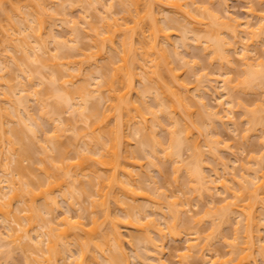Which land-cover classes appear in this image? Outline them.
<instances>
[{"label":"bare ground","instance_id":"bare-ground-1","mask_svg":"<svg viewBox=\"0 0 264 264\" xmlns=\"http://www.w3.org/2000/svg\"><path fill=\"white\" fill-rule=\"evenodd\" d=\"M5 1L7 3L9 2L7 0H0V10L2 8V3L4 4ZM43 1L44 0H42L41 2H43ZM47 1H49V3H52V8H51V10H49V14L47 13L48 12L47 11V6L45 5L46 6L45 7L43 5V4H46V3H41L42 4V7H40V8L39 7L36 8L37 4L34 5L35 8L38 10V11L36 10L37 12H33V14L32 13H29V15L32 14L34 16L35 15L34 13H36V15H37V16L36 15L34 16L37 20H35V18L33 19V17H32V20H35L33 23H31L32 21H29V19H28L27 22L24 19H23V21H21L22 17H21V19L20 18L19 19H16V21H18V23L23 26V28H24V30H23L24 32L23 33L26 35V36H24V38L22 36L21 41H19V40L16 41V42L19 43V44L16 43V44H18V46H22L23 47V48L22 47H19L18 48V49H21V51L23 50L22 51L23 52V55L20 57L21 60L18 59V60H20V63H19L20 64L19 65L20 67H22V65H24V66L26 65V62H25L26 60L29 63L31 62V64L36 63V62H33L32 63V60L31 59H33L34 56H32L33 58H30L31 55L29 54L30 53L29 50L35 49V48H40V45H41V47L45 46L46 44L45 45H42V44H44V43L47 42V40L44 39V37L46 36L45 34H48L49 37H50V35H53V38H51L50 40L57 38L54 35V33L51 34V31L53 30L54 26H52V25L50 26L49 23L52 24L53 21L51 20L52 21L51 22V21H49V19H51V18H53V20L54 19H57L56 16L59 17V15H55V13H53V11H52L53 5L55 4V3L53 4V2H55V1L54 0H47ZM62 1H64V0H62ZM67 1H69V0H67ZM75 1H78V0H75ZM75 1H69V3L72 4ZM94 1L95 2H98V4L100 2L102 3V1H99V0H92L91 3H94ZM107 1H110V2H107ZM107 1H106L107 4H105V6H104L105 7V11L106 10H109L111 12V9L106 7V5H108V4H109V7H111L112 9H113L115 3H117L118 5L121 6V9L122 10L119 9V11L122 12L123 14L122 13H119V15L120 14L122 15L121 18H120V19H122V21L117 20L118 18H116V19L113 18L115 20L112 23H111L112 20L111 21L109 20L110 21L109 24L106 21V23L108 24V26H105L106 23L103 24L104 23L103 22L102 24L105 26V28H104L105 30H103V31H101L100 28H98L96 30V28L94 26H97V25L91 24V26H93L92 28L95 29V31H92L93 34L91 33L92 35L91 34H90L91 36L89 35L90 36L89 38L92 39V43L90 42L91 40H89L90 43L88 42L89 43L88 45L83 44L84 47L83 46H82L83 48L80 47L81 49L80 48L79 49L77 48V44L78 43H76V41L79 42V40H77V39H79L78 36L75 39H69L68 40V41H71L72 40L73 43H75V44H73L72 41H71V43L73 45L72 44L66 45L65 43L68 42V41L64 42L65 40H62L61 41L62 44L59 41V44H60L59 46H61L59 48L61 50H63V48H65V47H67V48L68 47H71V48H68L70 51L67 50L68 52H65V54H62V56H60L58 54H57V56H53L52 55L51 58L54 57V58L57 59V61L60 60L58 58H62V57L65 58L64 60H60L59 62H57V63L55 62L54 64H60V62H62L61 65L63 64L62 66H65V67H64V69H61V67H60L61 65H58L60 67V69H57L59 71L56 70V72H57L56 75H58L57 77L59 79L62 78V79H60L61 81L64 80L65 78L66 79L61 83L62 88L60 87V90H58V88H55V87L52 86L53 89H55V91H56V92L54 91V95L50 94V91L51 90L48 89L47 85H45L43 83L47 87V89H48V90L45 89V91H48L49 92L48 93L49 95H47L45 97V98H48V99H45V101L46 100H49V98H52L54 96V100H52V101H54V103L52 102L53 105H51L52 103L51 104L45 103V101L43 99L41 101L43 102V105L44 104H47L45 106L51 107L48 112L53 113L55 111V113L58 115L56 117L55 116L56 114L53 113V114H55V115H53V116H55L53 119L56 120V123L55 124H57V125H54L55 130L57 129L59 131H65V132H66V130L68 131V129L69 130H73V132H75L73 134L74 138L72 137L70 139H67L69 141H65L64 142L63 140H61L63 138L60 139L59 134H58V131H57V134H54V135H57L56 138H49V134H46V136H40V138H42V139H40L39 136H38V139H40V141H43V142H44V140L47 141L46 138L51 139L50 142L48 141L49 144L48 143L47 144L46 143H44V144L38 143L40 141L37 142L38 143L37 145L41 144V145H39V147H41V150L42 151L44 149H45V151H48V152L43 153V156L41 158H39L40 160H38V161H41L42 163H45V162H48V161L51 162V163L48 162V164L45 163L46 165H44L43 167L40 164V162L38 163L42 167V168H40V167L38 168L41 171V172L39 171L40 172L39 173L40 176L37 175V177H38L37 180L38 181L35 180L34 182H27L28 180L27 181L24 180L26 178L23 177V176H25L23 173H22L23 176L21 175L23 177V179H22L21 176H20V178L17 177L18 180L17 179L15 180V179H13L11 177L12 178V181H11L10 178H8V180H7V178H5L4 179V182H6V180L8 181V182H6V185L3 183V179H0V219H7V220L10 219L11 220V215H13V217H14L13 219L14 220L13 221L11 220V221L12 222H15V223L17 222L16 224H18V226H19V227L18 226H14V227L8 226L9 231L7 233L8 235L7 234L6 235L11 238L9 241H11V243L13 245H16L17 247L18 246H20V247H22V246L24 247L25 246V249H23L25 251L27 249L26 247H30V249L32 251H31V253H29V252L28 253L31 254V255L33 254L32 255V258H34L33 261L35 260V262L37 264L38 263L39 264H62V263H60L61 261H59V260H61L63 256L65 257L66 254H69V255H71V256L74 257V254L72 255V253H71V246H75V244H78L80 246V252L79 253H80L81 256H80V258H74L76 261L73 260L72 261V262H74L73 264H89V263L92 264L91 261L99 262L98 260H100V257L101 256H102L101 258L104 259V260L102 259V261H105L106 264H116V262H119V261L121 262V264H129L130 261L128 259H131V257L128 258L127 249L125 248V244H124L125 243V240H126L125 237H124L125 234L123 233V228H120L119 225H118L122 221L123 222L121 224H123L124 221L125 222L127 221L126 224L123 225V226L135 227L137 229L136 230V231H138L137 233H135L134 231H132V232H134L131 235L132 241H134V240L136 241L137 240V241H141L142 242V240H144L145 241L144 243H146L145 248L147 247V251H146V253L144 252L146 254L145 259H143L142 257L138 256L139 258H142L143 259V261H141L142 263L145 264L144 260L145 261H148L149 258L152 259V257L153 256L155 257L157 255V253H160V251H161V253L164 252L163 251L164 250L163 249V246L165 245L164 243H166L165 240L167 239L166 238V233L164 232V228L166 226H164V227L161 226V223H162L161 222V219L163 220L165 217H168L165 214H169V213H166V212L164 213L163 207L160 204L162 202V200H159V199L155 198L156 200H158V201H156L154 198H152L153 195L151 197H149V195L152 193V192L150 193V191L152 189V187H151V183L152 182L150 184L148 182L145 183L146 184L145 185L146 188L144 189V191L147 192V190L150 188V191H148V193H150V194H145V192H144V194H140V193H143V191L142 192H138V191H141L140 188L143 189V186H140V185H142L141 183L145 181V179L143 177H146L147 180H150L147 177V174L150 175V173H148L146 171L145 173H147V174L145 176V175H143L144 172L143 171L141 172V170H142L141 167L143 166V160L142 159H143V157L146 154H150L153 157V159H157L158 158L157 157L158 156V152L156 150H152L150 152H145V148H144L145 145H144V143H140V145L137 146L136 149H131V147H129V144L131 143V141H130L131 140L130 139L131 136H132V138H136V136H133V135L138 134L139 132H141L143 128H152V127L157 126L158 124H160V122H157L156 123V119H155V117H154L153 114L151 115V117H148L147 114L144 112V107L143 106L146 105L145 101L143 99H139L140 96L139 97H136V95H135V94H139L137 92L138 89L136 87V81L139 80V82L140 81H143L144 82V83L142 82L144 84V87H143V90L144 91H142L143 93H141V94H143V95H145V94L149 95L148 93L153 94L152 93V91H153L155 93V95H156L155 96L156 98H157V96H159L161 98L160 101H159L160 102L159 103L160 104L159 107H160V110L162 112H165V113H168V114H172L171 117L174 116V115H176L175 116L176 119L174 118V120H172L173 129L170 131V134H171L170 135L171 136L170 138L171 139H170L169 147L168 148H164V147L161 148V149H163V152H164L165 156L167 157V159H168V157L169 158H172L173 156H180L181 155L180 154L181 153V150H178V149L183 144V140L182 139H179L177 137V135H176L177 128H178V126L180 124L183 123V125L185 127L184 129L187 130V138L189 137V134L192 133V131H195L196 128L198 129V132H199V130H202L203 129V128L201 129V127H202L201 121H204V119L200 120L202 117L197 118L196 117L197 114L194 117V111L195 110H193V107L196 106V103L195 102H198L199 104H200V102H202V105L203 106L202 105H199L201 108L202 107H206L207 104L205 103V101H203L204 98L201 97L203 100L201 98H199V96L201 94H197V98H199L201 100L200 101H194L195 95L193 94L194 92L192 93V91H198V90H195L196 88H199L200 89L201 87H196L197 85L195 84V86L193 88H195V87L196 88L195 89L191 88L189 86V83L191 81L188 82V78H187L188 76L185 75L186 76V79H183V78H185L184 74H183L184 77L181 76V74H180L181 71L180 72H177L178 69L176 70V68L173 66V62H175V63H179V62L178 61H174V59L172 61L171 58H170V57H172V55H171L172 53H173V57H176L174 54H178L179 52L173 51L174 49L171 48L172 47L171 46L172 45V42L170 40V38H171L170 36L173 35L172 34L173 32L170 31V29H171L169 27L170 24L168 26L167 23H168V20L172 21L174 19L173 20L174 21L173 24H175V22H177L179 24V21L180 20H178L176 18V17L179 18V15L178 16L175 15V17H172V18H170L167 15V17H169V19L166 17L168 20L164 19V24H163V21H162V23H159L160 22L159 21L160 20L159 19L160 17L157 16L161 11L160 12H155V10L151 7V6H153V3L151 4L150 2H156V1L148 0V4H150V5H145V6H144V4L147 1L141 2L140 0H114L115 3H113L112 0H107ZM195 1L194 0H187V1H185V3H186L187 6H189V5L192 6V5H194L196 3ZM32 2L33 1H31V3ZM59 2H61V1H59ZM64 2H66V1H64ZM31 3H29V4H31ZM49 3L47 2L48 6H49ZM104 3H105V1H104ZM104 3H102V4H104ZM166 3H164L165 4L164 6H166ZM168 3H170V2H168ZM211 3H213V1ZM62 4H63V2H62ZM160 4L163 5V2L160 3ZM173 4L175 5V8H176V9H173V10H176V12L175 11H173V12L181 14L182 16H184L183 18H185V20H186L185 21L182 17H180L181 19H183L185 21V23L183 22L184 23V27H188L189 26L188 24H192V23H194V21L195 22H198V23H204V24H201V25L202 26H206V27L205 28L202 27L200 29H202V31L205 32L204 33L205 34V37H202V38H205V39H203V40H201L202 38L199 39V36L196 34L195 41L196 40L197 41L199 40L198 43L200 41H203L204 43L203 42H201V43H203V45L204 44L205 45L202 46V48H204L206 50L211 48L210 50L212 51V54L211 55L214 57L213 59L220 58L223 61H226L227 64H228L229 61H232L230 59V57H229L230 54H228L227 52L225 54L223 52L224 50L221 49L220 44L222 42H223V45H226L227 44V46H229V47H226V46L225 47H226V50H228V49H230V47L231 48L232 47L235 48L238 40L237 41L234 40V42H231V41H233L232 39H229L230 41H228V40L225 39L226 41H223L222 37L224 35L222 37L220 36V32L222 31V28L220 27V31H219V29H217L215 27L216 26V23H218V21L220 19V18H218L217 14L215 13L216 12L215 10L214 11H211L210 10L211 7L208 6L210 9H208L207 7H205L206 9H204V8L203 9L206 10L205 12H207L206 16L208 15L206 18H204V19L203 18H195L194 21H192L191 19H189V22L190 23H187L188 22V20H187L188 19V16L191 15L190 10H189L190 8H187V6L186 7L185 6L182 7L183 4H181V2H179V1H175V2H173ZM9 5L7 4L6 7L9 6ZM77 5H78V3H77ZM93 5H95V4H92L91 6H93ZM156 5H158V3ZM3 6H4L3 7V9H4L3 11L4 12H7L8 10H6V9H8V8L5 7V4ZM50 6H51V4H50ZM74 6H76V5H74ZM101 6L103 7V5H101ZM170 6H173V5H171V3H170ZM30 8H32V7H30ZM41 8H42V10H41ZM165 8L166 7H163V9H165ZM199 8H200V6H199ZM45 9H46V14H43L42 12L45 11ZM168 9H170V8H168ZM213 9H216V8H213ZM159 10H161V9H159ZM207 10H209L210 12H208ZM4 12L3 13L0 12V13H2L4 15L5 14ZM57 12L60 14L59 10L56 11V13ZM106 13H109V12H106ZM156 13H158V14H156ZM170 13L172 14V12H170ZM208 13H210V15ZM2 14H0V15H2ZM20 14H23V13H20ZM20 14H18V15H20ZM64 14L65 15H63V16H66V12ZM99 14H101V13L99 12ZM113 14H114V12H113ZM160 14H162V12ZM165 14H166V12H164V16H165ZM203 14H204V12H203ZM228 14H227V16H228ZM6 15H8V16H5V17H9L10 16L9 13H6ZM44 15L45 16L48 15L47 17H49V18L47 19V17H45ZM193 15H195V14H193ZM258 15H260L261 19H264V16H262L261 14H258ZM107 16L110 18L111 17V14H107ZM99 17H101V16H99ZM209 17L210 18L212 17L210 19L211 21H205L206 19H209ZM101 18H103V17H101ZM105 18H103V19L105 20ZM25 19H26V16H25ZM63 19L66 20L68 23H70L72 21V20L69 19V17H63ZM63 19H61L62 22H64ZM176 19L178 21H176ZM8 20H10V19H8ZM85 21L86 22H89L87 20H85ZM165 21L167 23H165ZM54 22H55V20H54ZM54 22H53V24H56ZM72 22L75 23V24H73L74 25L72 27V30L73 31L71 33H74V35L76 37V35L79 34L77 32H79L80 31L79 29H81V27H80L81 23L79 22L80 25H78L77 24L78 23L77 20L76 21L73 20ZM86 22H84V23L87 24ZM226 22H229V20H226ZM234 22H236V21L234 20ZM8 23H9V25L11 24L10 21ZM180 23H182V22H180ZM186 23H187V25H185ZM233 23H232V25H233ZM237 23L240 24V25H237V27L239 28V26H241V23H239V22H237ZM237 23H235V24H237ZM14 24L15 23H13V25H10V26H14ZM161 24H163V25H161ZM21 25H20V27H21ZM226 25L227 24H225L224 26H226ZM179 26H180V24H179ZM228 26L230 27L229 24H228ZM190 27L192 29V26H190ZM229 27H227L226 29L228 31L231 30L232 33L234 34V37L235 38L236 37H239V35L243 31V30L241 31L240 28L239 29L238 28H235L234 29V25L231 27L232 29H229ZM11 28L12 27H10V29ZM23 28L18 29V30H21L20 31L21 33L20 34H22V29ZM48 28H50L51 31H48L49 30ZM84 28H86V27H84ZM173 28H175V27H173ZM188 28H186V29H188ZM263 28H264V26H263ZM10 29H7L6 28L5 30L9 31ZM186 29H184V30H186ZM191 29H188V30H191ZM12 30H15L16 31V28L13 27ZM181 30H182V28H181ZM54 31H55V29H54ZM172 31H175V30L172 29ZM10 32H12V31H9L8 32L9 33V38H12L11 39L12 41L13 40H16L17 39L16 36L14 34H13V37L10 36L12 34ZM33 32H35L36 35H34ZM126 32L127 33H130L131 32L129 34L130 37L129 36L126 37V35H125ZM223 32H222V34H223ZM8 33H6V34L4 33V34L5 35H8ZM80 33H81V31H80ZM117 33H121V37H123L119 41H118L119 36H117L118 35ZM186 33H188V32L185 31V34ZM182 34L184 36V38H181L182 41H184V42L185 41H188L187 40L188 38H186V37L189 36V35H186V37H185V34L184 33H182ZM193 34L195 35V33H193ZM134 35L135 36L136 35H139L140 36L139 39H138L139 41L137 39H135V36ZM229 35H231V33ZM255 35L258 36V32H255V34L253 33L252 34V37H254ZM49 37H45V38L48 39ZM80 37H88V36L87 35H84V36H80ZM5 38H7V36L3 38V44L5 42L4 40H6V41L9 40V39L7 40ZM27 38H30L31 40L36 38L34 40L36 42H32L31 41L32 43H30V41H29L30 39H27ZM70 38H73V35ZM224 38H226V37H224ZM231 38H233V36ZM59 39H61V38H59ZM59 39H57V41ZM86 39H88V38H86ZM136 40L138 42H136ZM12 41H10V42H12ZM191 41H193V40L191 39ZM52 42L53 41H51V43ZM85 42H87V41H85ZM179 42H181V41H179ZM224 42H225V44H224ZM8 43L9 42H7V44ZM33 43H35V44H33ZM13 44H15V41L12 42V47H11L12 49L14 48V46H16V44L15 45H13ZM30 44H31V46L34 45V47L33 46L31 47ZM56 44H58V42H56ZM63 44H65V45H63ZM80 44H82V43L80 42ZM184 44L186 45V42ZM198 45H200V44H198ZM6 46H8V45H6ZM29 46H30V49L27 50L29 48ZM186 46H188V45H186ZM8 48H10V47H8ZM74 48L75 49L77 48V51H78V52H75V53L73 52L74 54L77 53L76 55H73L71 53V49L74 50ZM175 48L177 50L178 47L175 46ZM222 48H224V47H222ZM18 49L16 48L14 50H16V52L18 53V51H17ZM42 49L44 50V48H42ZM55 49H56V47H55ZM60 49H59V51H61ZM57 50H58V48H57ZM230 50H232V49H230ZM11 51H13V50H10V52ZM59 51H58V53H59ZM43 52H45V51H43ZM113 52H116L114 54L116 58L119 56V58L116 59V58H114V55H111L113 57V58L111 57V59H113V60H119V61H117L119 63V64L118 63L116 64L117 66L116 65L115 66L113 65V64L116 63L115 61H114L115 62L114 63L112 60H107V58H109V57H107L108 56L107 53L113 54ZM170 52H172V53H170ZM38 53L39 52H36L35 54L38 55ZM56 53H57V51H56ZM66 53H69V54H66ZM7 54H9V56H11L10 58H12L14 61H16L15 58L17 57V55H15V57H13L14 56L13 53L7 52ZM10 54H12V55H10ZM116 54H117V56H116ZM178 55H180V54H178ZM212 56H210V57H212ZM245 56H246V53H245ZM0 57H1V55H0ZM51 58L49 56V58H48L49 59V62H50V59ZM100 58H102L104 60L106 59V62L103 61V64L105 65V67L102 64L101 65L102 68H106L107 67L106 65H109L106 68V70H111V71H110V74H109V72H107V75L104 76V78L103 77L102 78H99L98 77L99 78L98 79L97 77H95V78H97L96 79L97 82L95 83V87H93L92 85L94 83L90 82L87 77H83V75L85 74V72H83V71H85L84 69H85L86 65L87 66H91L93 64L98 65V60ZM22 59H24V60L26 59V60L23 61ZM102 59H100V60H102ZM1 60L3 61L4 60V57ZM13 60L11 62H13ZM182 60L183 59L181 58V61ZM35 61H37V60H35ZM211 61H213V60H211ZM244 62L247 64V66L252 65L247 60L244 61ZM261 62H263V61L258 62V63H260V65L258 64V65H256V67L259 66V68L257 70L262 73L261 74L259 72L261 74V77H262V76H264V72H263L264 71L263 70L264 69V66H263V69H262L261 68V66H262L261 64H263L264 62L263 63H261ZM0 63H1V61H0ZM52 63L53 62L51 61V64ZM100 63H102V61ZM186 63L188 64V62H186ZM5 64L6 63L4 62V65ZM31 64H28L25 68H23L24 67L23 66L20 71L23 72L24 75H27V74L29 75L32 72L35 73V71L33 69L31 70V68L28 67ZM184 64L185 63H183L181 66H183ZM187 64H185V65H187ZM111 65H113V66H111ZM31 66H33V65H31ZM110 66H111V68H109ZM181 66H179V67H181ZM5 67H7V66H3V64H0V68H1L2 71H3V69L5 71H7L5 69ZM59 67H57V68H59ZM65 68H67L68 70L70 69L69 72L66 71ZM102 68H98V69L100 70ZM24 69H28L30 72L28 70H24ZM86 69H87V67H86ZM251 69H247V77H246V80L245 81L248 82V83L249 82H252L251 81V77L254 76V74L258 72V71H256V69H254L253 72H252ZM259 69H261V70H259ZM62 70H65V72H62ZM99 70H98V72H99ZM27 72H29V73H27ZM36 72H38V71H36ZM59 72H62V73L59 74ZM66 72H68L67 75H65ZM165 72L168 73V76L166 75L167 73H165ZM186 72H188V71H186ZM25 73H27V74H25ZM163 73H165L164 75H166L168 77V79L166 78V76L163 75ZM259 73H257V74L259 75ZM38 74H39V76L42 75V73L40 74V72H38ZM53 74H55V72H53L52 75ZM61 74H63L62 75L63 77L60 76ZM91 74H89V72H88L89 78H91L90 77ZM52 75H50V76L53 77ZM56 75H55V77H56ZM258 75H256L255 78L252 79L253 82H254V79L256 81V79L259 78ZM34 76L37 77L38 75L35 74ZM34 76H32V78H34ZM67 76L69 78H67ZM55 77L52 78V79H55ZM80 77H82V78H80ZM181 77H183V78H181ZM43 78H44V76H43ZM2 79H4V78H2ZM74 79H76V81H74ZM78 79L79 80L81 79L80 80L81 82L79 83V85L77 84L78 83V81H77ZM208 79H210V78L208 77ZM29 80H30V78H29ZM55 80L58 81L57 78ZM1 81L4 83L3 80H1ZM40 81L43 82L42 79ZM229 81L230 80L224 78L222 82H224L223 88L227 89V87L229 86L228 87V90H230L229 92L231 93V91H233L232 89H234L235 87H237L238 84H236V86H234V88H233L230 85ZM8 82H5V83H7V85H4V86L7 87V90H8V87L10 88V86H11V85H9L11 82L9 84H8ZM48 82H51V81H48ZM48 82H45V83H48ZM53 82H55V81H53ZM58 82H56V83H58ZM59 84H60V82H59ZM68 84H72L73 86L72 85L69 86ZM75 84H77V85L74 86ZM24 86L21 87L22 90L20 88H17L16 89V86H12V87H14L13 89H16V90L20 89V91H21V93H20L21 95L20 96H19V94H17V97L19 99L16 97L15 98L16 100H13V98H12L13 96L12 95H10V96L7 95L8 93H12L13 94L14 91L12 89H11V91H8L7 93H5V91H6L5 89L1 90L4 93V95H3L4 96V99H6V101H8V103H9V101L12 102V104L8 105L9 107L11 106V108H12L10 110L11 111L12 110H17V113L20 110V112L18 113L19 115H16L17 113L16 114H7V113H9V109L0 108V112H1V114H0V129L2 128V131H3L4 127H6V126H4L6 124V123H4V121L7 119V117H6L7 115L9 117H10V115L11 116L16 115V116H13L12 118L13 119H15V118L18 119V117L21 118V119H18V122L20 120H22L24 123L21 122V124L20 123L19 124L20 125H24L25 124L24 127L25 128H28L27 129L28 130V133H30V134H31V132L34 133L35 136H36V140H38L37 139V135L40 134L38 131H41V128H42V126L40 125L41 122H36L35 119H34V117H33V115H32V112H30L29 106H28L29 100L27 101V103L25 102V96H29V95H24L26 93V90H27V88H25ZM63 90H65V91H63ZM203 90H205V89H202V91ZM22 91H23V93H22ZM30 91H34V90H30ZM39 92H38V90L36 92L34 91V94H36V93L39 94ZM44 93H46V92H44ZM59 93H61V94H59ZM27 94H28V92H27ZM30 94H31L32 97H34L33 96V93H30ZM44 95H46V94H44ZM97 95H98V97H96L95 100H97V99L98 100L97 101L94 100V102H92V99L91 98H93L94 96H97ZM231 95H232V93H231ZM40 96H41V94H40ZM152 96H154V94ZM232 96H234V95H232ZM41 97L39 98V96H37V99L36 100L41 99ZM156 98H154V99H156ZM228 98L230 99V97H228ZM2 100H3V98H2ZM232 101H233V104H234V100L233 99H232ZM39 103H41V102H39ZM193 103H195V104H193ZM219 103H221L222 104V107L225 108L224 104H226V103L227 104H231V99L230 100L227 99L225 102H224L223 99H220ZM240 103H238V104H240ZM2 105L3 104H0V106H2ZM41 106H42V104L40 105V107ZM52 106H54V108H52ZM232 106H234V105H232ZM232 106L227 107V109H224V108L222 109L221 108V110H219L220 112L222 110H225L226 112L224 114H226L227 111H228V115L226 114V115L221 116V113L219 114V111L218 110L211 111L212 109L209 110V108H206V111H207L206 113L208 114V111H211L212 114H213L212 116H215L214 117V120H215V118H218L219 121H220V120H223V117L229 116V113H231V111H233L232 110L233 108H231ZM208 107H209V105H208ZM14 108H16V109H14ZM20 108L23 110L22 112L24 113V115L26 114V117L25 118L28 121L27 120H24V116H22V113H21V109ZM43 108H45V109H43ZM43 108H42V114H44L43 111L46 110L47 107H43ZM260 108H261V106H260ZM51 109H53L54 111L52 110L53 111L52 112ZM203 109L204 108H202L201 110H203ZM259 109H257L256 112H264V111H261ZM1 110H3L4 112L1 111ZM66 110H69L68 111L69 113L71 111L70 114H72V116L71 117L70 116H66L68 118H64L65 117V115H64V117L62 118L61 113H63L64 111H65L64 113H68ZM151 110H152V108H151ZM198 110L200 111V109H198ZM198 110H196V111L198 112ZM262 110H264V108ZM5 111H8V112L6 114H4ZM196 111H195V113H196ZM202 112H204V111H202ZM245 112H247V111H245ZM12 113H15V112L12 111ZM206 113H203V115H206ZM198 114H199V112H198ZM200 114H202V113H200ZM251 114H257V113H251ZM259 114L262 115V113H259ZM4 115H6L5 116L6 118L4 117ZM49 115H50V113H49ZM261 115H260V117H261ZM48 116H45V117H48ZM200 116H202V115H200ZM253 116L255 117V115H253ZM4 118H5V120H4ZM49 118H52V116L49 117ZM13 119H11V120H13ZM64 119H66V121ZM252 119H255V118L252 117ZM252 119L249 118V120H252ZM258 119L259 118H256L255 121H257ZM79 120L82 121L79 124H83L84 123V125H79L78 124ZM262 120H264V118ZM262 120H259L260 123L262 122ZM14 121H16V120H14ZM59 121H61V122H59ZM259 121H257V122H259ZM6 122L8 123L7 120H6ZM65 122H66V124H65L66 127L65 126L63 127V124ZM254 123L255 122L249 123L250 124L249 126H251V124L253 125ZM260 123H258V124H260ZM14 124H16V123L14 122ZM255 125L257 126V123H255ZM68 126H70V127H68ZM262 126H264V125H262ZM71 127H72V129H71ZM203 127H204V129H206V127H208V126L205 127V125H203ZM25 128H24V130H25ZM130 128H131V133H129L130 132L129 131ZM246 128H249V127H246ZM253 128H254V125H253ZM21 129H23V128H21ZM126 129H128L129 132L126 131ZM155 129H157V128H155ZM250 129H252V128L250 127ZM6 130L9 131V129H7V128H6ZM10 130H15V129H10ZM74 130H76V131H74ZM18 131L20 132V130H18ZM44 132H42V133H44ZM52 132L53 131H51V133ZM71 132L72 131H70L69 133H71ZM4 133H6V132H4ZM21 133H24V132H21ZM21 133H18V135H20ZM69 133H68V135H69ZM194 134L197 135L196 133H194ZM65 135L66 134L64 133V135H62V136H65ZM198 135H200V132H199ZM208 135H207V138H208ZM7 136L8 135H6V138H7ZM18 138H19V136H18ZM24 138H26V142H28L27 135H25ZM24 138H23V134H22V138H19V139H23L24 142L23 141H19V144H20V145L18 144L19 146H17L16 143L12 139H9L8 147H7L8 148V151H6V152L4 151L2 155L0 154V159H3L4 160V158H1L3 155H5L4 153L9 154V155H5V159L8 158L7 156H9V157H11V160L9 159L11 161V163H13V161H14V163L12 165L5 163V167L6 166L9 167V168H12L13 167V168H15L16 171L14 169H12L15 172L9 173L12 170L11 169L9 170V168L6 167L9 171L8 170H5V169H2V173L5 170L6 172H8L7 175H11V174L16 173V172H17V174H20L21 171H22V169L23 170L24 169L26 170V168L24 167V162H23L24 157H19V152H18L20 150H22V151L24 150V152H21V151L20 152L22 154H24V153L26 154V152L28 153L29 150L31 151V149L28 148V146H30V145H27V144L25 145V147L28 148V151H27V149L25 147H23L24 145L21 146L22 145L21 142L23 144L26 143L25 140H24ZM66 138H69V136H66ZM80 138H82V139H80ZM137 138H138V136H137ZM153 138H154V135H153ZM19 139H17V140H19ZM55 139H57V140H55ZM188 139H193V138H188ZM209 139L210 138H208V140ZM14 140H16V139H14ZM53 140H55V141H53ZM195 140L198 141L197 136H196V139ZM79 141H80V143L85 144V146H82V144H79ZM0 142H2V141H0ZM52 142H53V144L55 143V145L52 148H50V149H53L54 150V153L51 155L50 153H52L53 150L51 151L48 148L51 147L50 145L52 144ZM156 142H158V140ZM192 142L193 143H190V144H193L192 146L197 150L199 148V142H194V141H192ZM210 142H211V140H210ZM217 142L219 143L220 141H216L215 143H217ZM208 144L210 145V143H208ZM72 145H73V147H72ZM79 145L83 149L85 147V151H86V152H84L85 155H87L86 153H89L90 154V156H88L89 155L88 154L86 158H87V161L89 160L88 162H90L91 164H84V165L83 164H77V163H79L78 162L79 160L78 159H77L78 161L75 160L76 158H74L75 156L73 157V155L75 154L76 157L79 158L78 157V154H79L78 152H80V154H81L82 153L81 151H83V150H81V151L79 150V149H81L79 147ZM209 145H207V146H208V148L211 149V147H209ZM45 146H48V147H45ZM211 146H214L215 147V145H211ZM19 147H22V148L18 150ZM219 147L220 146H216L217 149L216 148H213V150L215 151V149H216L217 151H219L218 150ZM190 148H192V147H190ZM190 148H189V150H190ZM25 149H26V151H25ZM30 151H29V153H30ZM70 151H72L71 153H74L76 151H78V152L74 153L73 155L70 153L72 155L71 156V155H69V152ZM197 151H199V150H197ZM214 151H212V152H214ZM16 152H18V153H16ZM192 152H194V149H193ZM46 153H48L47 156H49L51 159L49 158V160H47V161L44 162L45 159H42V158H45L46 157ZM194 153H196V152H194ZM17 154H18V156H17ZM22 154H20V155H22ZM54 154H57V156H55ZM197 154L202 155V154H200V151ZM197 154H194V155H197ZM15 155L17 157H19V158H15L14 157ZM82 155H83V153H82ZM96 155H97V157H95ZM199 155H198V158L200 157ZM165 156H164V158H165ZM219 156L220 155H217V158H218L217 159V158H215V155L212 154V157L215 158L214 160H216V159L219 160L220 159ZM89 157H90L91 160L88 159ZM193 157H195V156H193ZM202 157H203V155H202ZM20 158H23L22 161H21ZM68 158H70L71 160L70 159L67 160ZM82 158H85V157H82ZM198 158L197 157L194 158L195 160H197L195 162V164L198 161L201 162L203 160L201 158L200 159H198ZM74 160L77 161V162H70V161H74ZM0 161H1L0 162V164H1L2 163V160H0ZM7 161H3V163L4 162H7ZM64 161H66L65 163L70 162L71 164L68 163L67 166H66V164L64 163V165H63V162ZM82 161H84V160H82ZM92 161L94 163H92ZM22 162H23V164H22ZM29 162H31V161H29ZM35 162H37V159H36ZM35 162H33V163H35ZM60 162H62V164ZM200 162H199V164H201ZM204 162H205V160H204ZM84 163H86V161ZM183 163H184V161H183ZM216 163H217V165L220 164V162H216ZM263 164H264V162H263ZM1 165H0V170L2 168ZM8 165H11L12 167L11 166H8ZM39 165H36V163H35L34 166L36 167V166H39ZM69 165H70V167H69ZM74 165L75 166H79L80 165L81 167L80 168H76V167H74ZM190 166H192V165H190ZM194 166L191 167V169H195V170H186V171H189V173H191V175H193V177L191 175H189V176L192 177V179H194V177L198 176L196 178H198L199 179V182L201 181L202 185L205 186L206 184H203V182L204 183L206 182V175L202 172L201 165H197L198 166V167L196 166L197 168H195ZM138 167H139V169H137ZM258 167H260V166H258ZM262 168H263V166H262ZM213 169H214V174L216 175L217 178L214 179V181H211V178L209 176V177H207V179L210 178V181L212 183L213 182H215V183L217 182L218 183V182H220L219 180L221 179V174H220V171L219 170H221V169L224 170V166L218 165L217 167H215ZM250 169L247 168L245 170H250ZM258 171L259 170H256V167H254V169L251 171L252 173H254V175H253L254 177H251V175H250L251 173L249 172V174H248V171H246L247 173H245V172L244 173H241V178L242 179L241 180H238V182L237 181H234V182H236L234 184H236V185L239 186V189H238L239 191L238 192H235L233 194V198L231 197L232 199H237V198L240 199L241 198L239 201H238V199L236 200V202L238 201V202H241V203L238 204V202L236 203L235 201H233V202L230 203L228 201L227 202L228 203V207L226 206V204H225V206L227 207V209L229 208L230 211L225 212L223 210L224 213H221L220 214V215H222V214L224 215L225 214L224 215V216H226L225 217L226 218L225 220H227V218L229 220V217H228L229 214L228 213H231V212H234V211L240 212V215L239 216H241V217L244 216V218H245L244 222L242 223V220H240L239 223H241V224L238 223V225H242V226H239V227H243V230L245 231V233H244L245 235L243 234L244 235L243 237H245V239H244L245 240V244L243 243L244 245L240 246L242 243L241 242H238L236 240L237 237H238L237 236L238 235V231H237V234H235L236 235L235 240L237 242L234 240V242H235L234 245L237 244L235 246V248L236 247H238V248L237 249L232 248L234 250H231V253H229V254H231L233 256L230 255L228 259L225 258L224 260H220V259H218V257L220 255H218V257H216L217 255L214 254V256H212L209 259H206L205 260V264H255V261H257V259H255V258H257L259 254H257V255L255 254V253H257L256 252V249L258 250V253H259L260 252L259 250L262 247L261 248H256V247H258L257 245L259 244V242L257 243V240H255V239H259L260 240V238H256V237H261L259 235V233H258L259 231H261L259 229H260V225H262L261 224L262 222H260L261 216L259 215V213L264 211V210L263 211L262 210L260 211V209H263L264 208V173L262 172V173L258 174ZM259 172H261V171H259ZM35 173L38 174L37 171ZM246 175H249V177L246 176ZM32 176H34V175H32ZM84 176H87V178H88V176L91 177V179L94 180L93 181L94 182V185H97V187L99 186V189L96 192L97 193V198L96 197L95 198L93 197L94 200H92V205L94 206V209L92 210V212L90 211V213H92L91 215H93L95 218L96 217H100V216H97V214L100 213V212L104 216V217H102L104 219H102V218H99V219L97 218V219L98 220H100V219L103 220V221H101V220L100 221L102 223L104 222L103 224L105 225V227L102 226L101 224H99V221L96 219L98 221L97 225L99 224L102 227H104L103 230H102V232L99 231L98 233H100V234H97V235H95V234L94 235L93 234H91V235H87V234L84 235L82 232L83 231H89V229H91V228H90V226L89 227L85 226L86 225V222H84V220H86V219H84V217H85L84 215L85 214L82 215V213H84V212H80V211H79L80 213H78L79 214V217L77 216V218H78L77 221H74V219H73V221L77 225L74 224L73 222L68 224L69 226L74 225V227H72L73 229H69L70 227L67 225V227H69V228H66V229H63V230L59 231L58 229H56V227H53V226H56L57 225V224L56 225L53 224V223H55L57 221L53 222V220H47V219H46V222L51 221L53 223H49V224L47 223L46 224V225H49V226L52 225L50 227L49 226H45V223H43L42 221H40V220H42L44 218V217L42 219L40 218L41 217V214H42V213L40 214V211H45V212L51 213L50 211H52L54 209H58V207H60L59 205L62 203V202L59 203L60 201H58V197L59 196H62V195H64L66 193V191H64V188L65 187L68 189V193H70V196H71L70 198H66V197L63 196L64 197V200H66V202H68L67 204H65V206H70V208L67 209V210L68 211L69 210L71 211V209H73L77 205V203L80 202V200H78L79 202H77L75 200V198H76L75 196H77L75 193L77 191H75L76 189H75V186L74 185H76L77 184L76 182H78V184H80V186H82L81 185V180L82 179H84V180L87 179L86 177L85 178H82ZM139 176H140V178H138L137 180H135V178L136 177H139ZM28 178H30V177H28ZM19 179H21L23 181H21ZM30 179H33V178H30ZM9 180H10V182H9ZM137 181H138V183L141 182L140 185L138 183H136ZM84 182L85 181L82 182L83 185L86 184ZM88 183H90V182H88ZM212 183H209V185L212 184ZM133 184L136 185V186L139 185L138 186L139 187L138 188L139 190L135 186H132ZM221 185H222L223 188L229 190V186L227 185L226 181L221 182ZM88 186L89 185H87V186L85 185L84 187L86 188ZM148 186H149V188H147ZM194 186H191V187H194ZM196 186H199V185H196ZM77 187L79 188V189L77 188L78 190L84 188V187L81 188L79 186H77ZM90 187L91 186H89V188ZM133 187H135V188H133ZM200 187L202 188L203 186H200ZM3 188H6V189L9 188L7 191L10 190L9 193L10 194L12 193V195L11 196L10 195L8 196L7 193L5 191H3ZM213 188L210 187V189H212V190H213ZM156 189H158L157 186H156ZM193 189H195V188H193ZM203 189H204V187H203ZM83 190H80V191H82L83 193L86 192V190L85 191H83ZM195 191H196V189H195ZM195 191L193 190L192 192H195ZM235 191H237V190H235ZM137 192H138V194H135ZM94 193H95L94 191L88 192V194H89L88 196L91 197V196L94 195ZM133 194H135V195H133ZM153 194H154V197H155V193H153ZM23 195L25 196L24 198L22 197ZM26 195H28L27 196L28 197V199H27L28 200L27 208L24 209V207H26V206H24V207L15 206L16 207V210H17V211H15L14 205H12V203H15V204H17V203L16 202H13V201H15V200L18 201V199H19V201L22 200L21 202L24 203V204H26V202H25L26 200H23V199L27 198ZM138 195H141V196L142 195H145V196L148 195V198H151L150 200L147 201V206H143L142 205L143 202L142 203L141 202L140 203H129L127 201V199H126V197H129V198L130 197H133V198L139 197ZM214 195H215V193H214ZM7 196L8 197H11V198L8 199V201H5L6 200L5 197H7ZM80 196H82V195H80ZM85 196L86 195H84V197ZM156 197H159V196L157 195ZM212 197H214V196H211V198ZM98 198L100 200H97ZM165 198H168V197H165ZM147 199H145V200H147ZM82 200H83V204H84V202H86V201L84 199H82ZM151 200H152V202H149ZM157 202H160V203H158L159 205L157 204ZM149 203L150 204L153 203L154 204L153 206L155 207V208H152L150 211L156 212L158 214H156V213L149 214V212L147 213V210H149L148 207L150 206ZM229 203L232 204V205L235 204L236 207H234V205L231 206V207H229ZM83 204L81 202V205H79L81 207V209L82 208L84 209V207H83L84 205ZM155 204H157V205H155ZM167 204L168 205L166 207L171 206L170 203H167ZM125 206L127 208L128 207L131 208L133 211H132V213H130V211H128V210H130L129 208L127 209L128 212L127 211L126 212L123 211V213L124 212L127 213V214H125V215H127V218L124 217L123 220H122L121 219L122 215L120 216L121 213H119L117 211H119L120 209L126 210L125 209L126 208ZM157 206H159V207H157ZM172 206L169 207L170 210H171ZM77 207H78V205H77ZM85 208H86V205H85ZM150 208H151V206H150ZM76 209L78 210L79 208H76ZM83 209L81 211H83ZM87 209H89V208H87ZM258 209H259V211H258ZM24 210L27 211L28 214H24L23 213ZM170 210H169V212H170ZM172 210H176V209L175 208L174 209L172 208ZM179 211H181V210H178L177 212L179 213ZM87 212H89V211L87 210ZM21 213H22V215H23L24 218L22 217L23 219L21 218L20 220L21 221H24L26 219L25 221H27V223H25V221L22 222L23 224L20 223L19 218L21 217ZM178 213H176V212L175 213L174 212H171L170 213L171 214L170 216L172 217L171 219H173L174 221L176 220L175 222H179L180 221V220L178 221V218L181 216V214L179 213V215H177ZM52 214L53 213H51V215L48 214V217H49V215L51 217ZM66 214H67V212H65V215ZM154 214H156L158 216L162 214L164 218H160V220H157L158 219L157 217H153ZM42 215H45V213L43 212ZM68 215L69 214H67V216ZM45 216H47V215H45ZM57 216L54 215L55 218ZM67 216H65L63 219H60V220L62 222H67L68 223L69 219L65 220V218ZM224 216H220V217H224ZM231 217H233V216H231ZM72 218H76V216L75 217H72ZM81 218H83L84 220H81ZM50 219H52V218H50ZM124 219H126V220H124ZM165 219H167V221L170 220L168 218H165ZM36 221L38 223L42 222V223H40L41 224L40 226L42 228H44V229L46 227L47 229H45V231L42 232L43 230L41 228V230H42L41 232L38 231V233L36 232V234H34L36 227H39L38 226V223H36ZM144 221H145V223H144ZM158 221H160L161 223H159ZM167 221L166 220L164 221V223L167 224V229L166 230H168L169 233L172 234L173 237H175L176 236V235L174 236V234H176L175 231H179L178 229L177 230H174L175 227L177 228V226H175V224L177 225L178 223H175V224L173 223L172 224V222L168 221L169 222L168 223ZM82 222H84L85 225L84 224H81ZM87 222H91V221H88L87 220ZM222 222L225 223L224 220ZM170 224H172V225H170ZM13 225H15V224H13ZM87 225H89V224H87ZM145 225L147 226V228L145 227ZM150 225L152 227H150ZM163 225H165V224H163ZM61 227L62 226H60V228ZM63 227L65 228L66 226H63ZM148 227H150V228H148ZM239 227L238 228L236 227L237 230L240 229ZM48 228H50V229H48ZM85 228L86 229L88 228V230H85ZM101 229L102 228L99 227V230H101ZM37 230H39V229H37ZM92 230H94V229H92ZM92 230H90V231H92ZM152 230H153V232H152ZM19 231H21V232H19ZM154 231L158 233L157 235L160 236V239H156L155 236L152 235V234H154ZM170 234H167V237ZM159 236H158V238H159ZM1 237H2V233H0V248L4 244L3 243L4 238L3 237L1 238ZM42 237H45V239L42 238ZM198 237L196 236L194 238H191L190 240L192 241V243H190V240L188 238V242H186L187 243V245H186V247H187L186 251L189 250L191 252V251H194V248L198 247V245L200 244L199 242H202V241H199L200 238H198ZM26 239H28L29 241L26 242L27 244H24L23 245L22 242L24 240L26 241ZM197 239H199V240H197ZM129 240H131V238ZM159 241H160V243H159ZM197 241H199V242H197ZM260 241H262V240H260ZM256 243H257V245H256ZM232 244H231V246H232ZM137 246H139V244ZM202 246H203V248L201 247L199 250L201 252V255L205 257L207 255V254H205V251L207 250V247L208 246L207 245H206L207 247H205V245H202ZM22 248H20V249L22 250ZM137 248H139V247H137ZM30 249H27V251H30ZM150 249H153L154 251H152ZM157 249H158V251H157ZM262 249H264V246H263ZM148 250L151 251V252H154V253H151ZM107 251H109L110 253L107 252ZM189 251L188 252H185L184 254L182 253L183 255L182 254H178V255L180 257L181 256L182 257L184 256L186 258V254L187 255H190L191 254V253H189ZM208 251H210V250L208 249ZM208 251H206V252H208ZM262 251H261V253H262ZM135 252L137 254V251H135ZM31 255H30V257H31ZM137 255H139V254H137ZM210 255H211V253H210ZM142 256H144V255H142ZM160 256L161 255L157 256V258L159 259ZM68 257H70V256H68ZM98 257H99V259H98ZM207 257H209V256H206V258ZM142 259H140V260H142ZM155 259H156V257H155ZM177 259H179L178 261L180 262V264L181 263L184 264L183 261H185V259L183 261L179 257ZM70 260H72V259H70ZM161 260H163V259H161ZM88 261H90V262H88ZM69 262H68V264L71 263V262L70 263ZM148 262H151V261H148ZM163 263H165V262H163ZM100 264H104V263L101 262Z\"/></svg>","mask_w":264,"mask_h":264},{"label":"rangeland","instance_id":"rangeland-1","mask_svg":"<svg viewBox=\"0 0 264 264\" xmlns=\"http://www.w3.org/2000/svg\"><path fill=\"white\" fill-rule=\"evenodd\" d=\"M7 1H9V2L7 3L5 1V3H4L5 4V7H6L7 4L8 5L9 4L11 5V6L9 5V6L6 7V8H8V9H6L8 11L7 12H4L3 11L4 10L3 9V7H4L3 6L4 5L3 3H2V8L0 10V12H2V13L4 12L5 13L4 15L2 13H0V14H2V15H0V55H1V57H0L1 63L0 64H3V66H7V67H5V69L7 71H5L4 69L2 71L1 70L2 67L0 68V94H1L0 95V104H3L4 105V106L3 105L0 106V108L9 109V113H7L8 111H5L4 114H6V113L7 114H16L17 113V110H12V111L15 112V113H12V111L10 110V109H12L11 106L10 107L8 106V105L12 104V102L9 101V103H8V101H6V99H4V96H3L4 93L1 90L5 89L6 91L5 90L4 91H5V93H7L8 91H11V89H12L14 91L13 94L12 93H8L7 95L8 96L12 95L13 96L12 97L13 100H16L15 98L17 97V94H19V96L21 95L20 94L21 93V91H20L21 87H23L25 85L24 87L27 88V90H26V93L24 92L25 93L24 95H29V96H25V102L27 103V101L29 100V102H28L29 103L28 104L29 110H30V112H32V115H33L35 121L36 122H41L40 125L42 126L41 131H38L40 134L37 135V139H38V136L40 138V136H46V134H49V138H56L57 135H54V134H57V131H58V134H59L60 139L63 138L61 140H63L64 142L65 141H69L67 139H70L72 137L74 138L73 134L75 132H73V130H69V129H68V131L66 130V132L65 131H59L57 129L55 130L54 125H57V124H55L56 123V120H54L53 118L55 116L57 117L58 115L55 113V111L53 109H51V111L53 110L54 112L53 111L52 112L55 113L56 115L53 114V113H51V112H48L51 107L45 106L47 104H44L43 105V102L41 101L42 99L44 101H45V99H48V98H45V97L47 95H49L48 94L49 92L48 91H45V89L46 90L50 89L51 90L50 91V94L54 95L55 89H53V87L58 88V90H60V87L62 88L61 83L66 79V78L65 79L63 78L64 80L61 81L60 79H62V78L59 79L57 77L58 75H56L57 74V72H56L57 69H60V67H61V69H64V67H65V66H62L63 64L61 65L62 62H60V64H54L55 62L57 63L60 60H64L65 58L64 57L58 58L60 60L57 61L56 58H54V57L51 58V57H52V55L53 56H57V54L60 55V56H62V54H65V52L70 51L68 48H71V47H68V48L65 47V48H63V50H61L59 48V47H61V46H59L60 45L59 44V41L61 42L62 40H65L64 42H66L69 39H75L78 36L79 39H77V40H79V42L76 41V43H78L77 44V48L78 49L80 47H82L83 44L88 45L90 42L92 43V39L89 38V37L93 34L92 31H95V29L92 28L93 26H91V24L97 25V26H94L96 28V30L98 28H100V30L103 31V30H105L104 29L105 26H108V24H109V22L111 20H112L111 23L116 18H118L117 20L122 21V19H120L122 15L121 14L119 15V13H122V12L119 11V9L122 10L121 9V6L118 5L117 3H115L114 0H112L113 3H115V5L113 4L114 5L113 9L111 7H109V4L106 5L107 8H110L111 9V12H110L109 10H106L105 11V7H104L105 4H107V2H110V1H107V0H99V1H102V3H104V1H105L104 4H102L101 2L98 4V2H95V1H94V3H91L92 0L91 1L90 0H83V1L82 0H78V1L69 0V1H75V2L72 3L73 5L71 3H69V1H67V0H64L66 2H64L62 0H54L55 2H53V4L54 3L55 4L53 5L52 11H53V13H55V15H59V17L56 16L57 19H54L55 22H54L53 18L49 19V21L52 20L56 24H53V22L51 21L52 24L51 23H49V24H50V26L51 25L54 26V28L52 27L53 30L51 31L50 30L51 27H50V28H48L49 29L48 31H51V34L54 33V35L57 38L54 36L56 39L50 40L51 38H53V35H50V37H49L48 34H45L46 36L45 35L44 36L45 37H49V38L46 39L44 37V39L47 40V42L44 43V44H42V45H45L46 44L43 47H41V45H40V48L41 49L40 48H35V49L29 50L30 49V46H31V44H30L29 48L27 49V50H29L30 53L28 51L27 52L31 55L30 58H33L32 56H34V58L31 59L32 60V63L33 62H36V63L31 64V62L29 63L26 59H25L26 61L24 59H22L23 61L26 62V65L25 66L22 65V67L24 66L23 68H25L28 64H31V65L34 66V67L31 66V65L28 66V67L31 68V70L33 69L35 71V73L32 72L31 74H29L30 75L29 76L27 74V73L30 72L28 70L29 68L28 69H24V70H28L29 71V72L25 73L27 75H24V73L20 71L22 69V67L19 66L20 65L19 63H20V60H21L20 57L23 55V52H22L23 50L21 51V49H18L19 47H22V46H18L19 43L16 42V41L17 40L21 41L22 36L24 38V36H26V35L23 33L24 32L23 31L24 30L23 26L21 24H19L18 21H16V19H19V18L21 19V17H22L21 21H23V19H24L27 22L28 19H29V21H32L31 23H33L35 20H37L34 17L36 15V13H34L35 14L34 16L32 15L33 12H37L38 11L36 8L37 7H39V8L42 7V4L41 3H46V4H43V5L44 6L45 5L47 6V11H48L47 13L49 14V10H51V8H52V3H49V1H47V0H44L43 2H41L42 0H7ZM31 1H33V2L31 3ZM59 1H61V2H59ZM140 1L141 2L147 1V2H145V4L143 3L144 6L145 5H150V4H148V0H143V1L140 0ZM153 1H156V2H150V3L151 4L153 3V6H151V7L155 10V12H160V11L162 12V14H160L161 12L159 14L156 13V14H158L157 16L160 17L159 18L160 19L159 20L160 21L159 23H162V21H163V24H164V19L168 20L169 17L172 18V17H175V15L176 16L179 15V18L178 17H176V18L178 20H180L179 21L180 26H179V24L177 22H175L176 25L173 24L174 23V21H173L174 19L172 21L168 20V23L165 21V23H167L168 26L170 24L169 27L171 29L170 28L169 29H170L171 32H173L172 33L173 35L170 36L171 37L170 40L172 42V45H171L172 47L171 48L174 49V50L172 49L173 51H177V52H179L178 54H180V55L174 54L176 57H173V53L170 52V53H172L171 54L172 57H170V58H171L172 61L174 59V61H178L180 63L179 64V63L173 62V66L176 68V70L178 69L177 72H180V71L182 72V73L180 72L181 76H183V74H184V76L185 75L188 76L187 77L188 78V82H190V81L192 82V83L190 82L191 84L189 83V86L191 88H193L195 86V84L197 85L196 87H201L200 89L199 88H196V87H195L196 89L193 88L195 90H198L199 92L198 91H192L193 89L191 90L192 93L194 92L193 94L195 95L194 101H200L202 98H204V100L203 99L202 100L205 101V103L207 105H206V107H202L204 109L201 110L202 108L199 105H202V102H200V104L198 102H195L196 103V106L193 107V110H195V111L198 110V109H200V111L198 110L199 114H198L197 111H196V113L194 111V117L197 114V116H196L197 118L202 117L200 120L204 119V121H201V125H202L201 129L202 128L203 129L202 130H199L201 136L198 135L199 134L198 129L195 127L196 128L195 131H192V133H190L189 134V137H188V138H193V139H188L187 138V130L184 129L185 127H184L183 123L181 122L182 124H180L178 126L176 135H177V137L179 139H182L183 140V144L178 149V150H181V153L180 154L182 156L181 155L180 156H173L172 158H169L168 157V159H167V157L165 156V154L163 152V149H161V148H163V147L164 148H168L169 147L170 139H171L170 138L171 137L170 136L171 135L170 134V131L173 129L172 120H174V118L176 119V117H175L176 115L172 116L173 117L172 118L171 117L172 114H168V113L162 112L160 110V107H159V105H160L159 104L160 103L159 101H160L161 98L159 96H157V98H156L155 97L156 95H155V93L153 91H152V93L154 94V96H152L153 94H151V93H148L150 96L147 95V94H145V95L141 94V93H143L142 91H144L143 90V87H144V84L143 83L144 82L143 81H140L141 82L140 83L139 80L136 81V87L138 89L137 92L139 94H135V95H136V97H139L140 96L139 99H143L145 101L146 105L143 106L144 107V112L147 114L148 117H151V115L153 114L154 117H155V119H156V123L157 122H160V124L157 125L158 127L157 126H154L152 128H143L141 132H139L138 134L133 135V136H136V138H132V136L130 138L131 139L130 140L131 143L129 144V147H131V149H136V147L139 146L140 143H144V145H145L144 146L145 152H150L152 150H156L158 152V156H157L158 158L157 159H153V157L150 154H146L143 157V159H142L143 160V166L141 167L142 170L141 169L140 170H141V172L142 171L144 172L143 175H145V176L147 174V173H145L146 171L148 173H150V175L147 174V177L151 181L150 180H147L146 177H143L145 179V181L147 180L146 182L144 181L142 183L141 182L138 183V181H137L136 183H138L139 185L141 183L142 185H140V186H143V189L140 188L141 191H138V192H142L143 191V193H140V194H144V192H145V194H150L152 192L149 195V197H151L153 195L152 198H154V199L157 198L159 200H162V202L160 201L161 203L160 202H157V204L158 203L161 204V206L163 207L164 213L165 212L166 213H169V214H165L166 216H168V217H165V218L170 219L168 221L172 222V224L173 223L174 224L175 223H178L177 225L175 224V226H177V228L175 227L174 230H177V229L179 230V231H175L176 234H174V236L176 235L175 236L176 238L173 237V235L170 234L168 230H166L167 229V224L164 223V221L165 220L167 221V219H165L162 214H161L162 216L161 215L158 216V215H156L158 213L150 211L152 208H155V207L153 206L154 205L153 203L152 204L149 203V205L151 206V208H150V206L148 207L149 210H147V213L148 212H149V214L156 213V214L153 215V217H157L158 218L157 220H160V218H164L163 220L161 219V222L163 224H165V225H163L160 221H158V222L161 223V226H163V227L166 226L164 228V232L166 233V238L167 239L165 238L166 239L165 240L166 243H164L165 245L163 246V249H164L163 251L164 252L162 251L163 253H161V251L159 250L160 253H157V255L155 256L156 259L153 256L152 259L151 258L148 259V261H151V262H148V261H145V260H144V262H145V264H180V262L178 261L179 259H177V258L179 257V258L182 259L184 256L183 257L182 256L180 257L178 254H182V253L184 254L185 252H188L189 250L186 251V249H187V247H186L187 243L186 242H188V238L190 240L191 238H194L196 236L197 237L199 236L198 238H200V240L199 239H197V240L202 241V242L197 241V242L200 243L198 245V247L194 248V251H191V252L189 251V253H191L190 255H187L186 254V258L184 257L182 259V261L185 259V261H183L184 264H205V260L206 259H209L212 256H214V254L217 255L216 257H218V255H220L218 257V259H220V260H224L225 258L228 259L229 256L231 255V254H229V253H231V250H234V249H237L238 248V247L235 248V246L237 244L234 245L235 244L234 240H235V237H236L235 234H237V231H238V235H237L238 237H237L236 240L238 242H241L242 243V244L240 243L241 244L240 246H242V245L245 244V240H244L245 237H243L245 235L244 234L245 231L243 230V227H239V226H242V225H238L239 221L242 220V223H243L244 220H245V218H244V216H242L243 218L241 216H239L240 215V212H236V211L231 212V213H228L229 214V216H228L229 217V220L231 219L230 221L228 220V218H227V220H225L226 219L225 218L226 216H224L225 214L224 215L223 214L220 215V214L221 213H224L223 210L225 212L230 211L229 208L227 209V207H228V203L227 202L228 201L231 203L233 201L236 202L237 199H238V201L241 199V198L240 199L239 198L232 199L233 198V194L235 192H238L239 191L238 190L239 189V186L236 185V184H234V183H236L234 181H237L238 182V180H241L242 179L241 178V173H244V172L247 173L246 171H248V174L250 172L251 173L250 174L251 177H254L253 176L254 173L251 172L254 169V167H256V170L261 171V172L258 171V174H260L262 172L264 173V170H263L264 169V164H263V162H264V158H263L264 157V126H262V125H264V120H262L264 118V112H256V110L259 109L260 106H261L262 109L264 108V79H263L264 76H262L263 78L261 77V74L262 73L257 70L259 68V66L256 67V65H258V64L260 65V63H258V62H260V61H263L264 62V28H263V26H264V19H261L260 15H258V14H261L262 16H264V0H226V1L225 0H196V1L194 0L196 3L194 5H192V6L189 5V4H188L189 6L186 5L185 1H187V0H166V1L165 0H162V1L161 0H153ZM175 1L181 2V4H183L182 7L183 6H185V7L187 6V8H190L189 10H190L191 15L188 16V19L186 18L188 20L187 23H190L189 22V19H191L192 21H194L195 18H203V19L206 18L208 15L206 16L207 12H205L206 10H204V9H206L205 7H207L208 9H210L209 7H211V9H210L211 11H214V10L216 11L215 13L217 14L218 18H220L221 20L219 19V21H218V23H216V26L215 27L217 29H219V31H220V27L222 28V31L220 32V36L222 37L224 35L222 37L223 41H226V40L230 41L229 39H232L233 41H231V42H234V40H236V41L238 40L235 48L234 47H232V48L230 47V49H232V50H230L228 48H227L228 50H226V47H229V46H227V44L226 45H223V42L220 44L221 49L224 50L223 52L225 54H226V52L228 54H230V56L227 54L230 57V59L232 60V61H229L230 63L228 62V64H227L226 61H223L220 58L213 59L214 57L211 55L212 54V51L210 50L211 48L206 50V49L202 48V46L205 45V44L203 45V43H204L203 41H200L199 43H198L199 40L198 41L197 40L195 41L196 34L199 36V39L202 38V37H205V34H204L205 32H203L202 29H200V28H202V27L205 28L206 26H202L201 25V24H204V23H198V22H195L194 21V23L188 24L189 25L188 26L189 28L188 27H184V23L186 21L185 18H183L184 16H182L179 13H175L176 10H173V9H176L175 8V5L173 4V2H175ZM212 1H213V3H211ZM47 2L49 3V6L51 4L50 7L48 6ZM62 2H63V4H62ZM162 2H163V5L160 4ZM168 2H170L171 5H173V6H170V3H168ZM27 3L28 4L31 3V4L28 5ZM77 3H78V5H77ZM157 3H158V5H156ZM164 3H166V6H164L165 5ZM35 4H37L36 8L34 6ZM92 4H95L96 6L95 5L91 6ZM100 4L103 5V7ZM74 5H76V6H74ZM161 5L163 7H166V8L163 9V7ZM199 6H200V8H199ZM30 7H32V8H30ZM167 7L170 8V9H168ZM212 7L213 8H216V9H213ZM57 9L59 10L60 14L58 12L56 13V11H58ZM159 9H161V10H159ZM41 10H42V8H41ZM168 10L170 12H172V14ZM173 11H175V12H173ZM207 11L210 12L209 10H207ZM65 12H66V16H63V15H65L64 14ZM99 12L101 14H99ZM106 12H109V13H106ZM113 12H114V14H113ZM164 12H166L165 16H164ZM203 12H204V14H203ZM6 13H9L10 16L9 17H5V16H8V15H6ZM20 13H23L24 15L23 14H20ZM29 13H32V14L29 15ZM42 13L43 14H46V9ZM18 14H20V15H18ZM107 14H111V17L109 18L107 16ZM193 14H195V15H193ZM208 14L210 15V13H208ZM227 14H228V16H227ZM167 15L169 17H167ZM25 16H26V19H25ZM47 16H45V17H47ZM62 16L63 17H69V19L72 20V21L73 20L74 21L77 20V22H78L77 24L78 25H80L79 24V22H80L81 23V25H80L81 29H79V30L81 31V33H80V31L77 32L79 34L76 33L77 35L75 37L74 33H71L73 31L72 30V27L74 26L73 24H75V23H73L72 21L71 22L69 21L70 23H68L66 20L63 19ZM99 16H101L103 18L106 17V18L104 20L103 18H101ZM32 17H33V19L35 18V20H32ZM180 17H182L185 21L183 19H181ZM48 18L49 17H47V19ZM60 18L63 19L64 22H62ZM113 18H115V19H113ZM211 18L209 17V19H206L205 21H211L210 20ZM8 19H10V20H8ZM177 19H176V21H178ZM85 20L89 21L90 23L89 22H86ZM226 20H229V22H226ZM234 20L236 22H234ZM7 21L8 22L10 21V23H11L10 25H13V23H15L14 26H10ZM106 21H107L108 24L106 23ZM84 22H86L87 24H85ZM180 22H182V23H180ZM237 22L241 23V26H239V28H240L241 31L242 30L243 31H242V33L240 32L241 34L239 33L240 35H239V37H236L237 38L236 39L234 37V34L232 33V31L231 30L228 31L226 28L229 27L228 24L230 25L229 29H232L231 27L233 25H234V29L235 28H238L237 25H240V24H238ZM102 23L103 24L106 23L105 26ZM187 23L185 25H187ZM232 23H233V25H232ZM235 23H237V24H235ZM163 24H161V25H163ZM225 24H227V25L224 26ZM20 25H21V27H20ZM190 26H192V29L193 30L191 29ZM10 27H12V28L10 29ZM13 27L16 28V31L15 30H12ZM84 27H86V28H84ZM173 27H175V28H173ZM6 28L7 29H10L9 31H12V32H10V33H12L10 36L13 37V34H14L16 36V38H17L16 39L14 37L16 40H13V41H15V44L16 43H18V44H16L17 47L14 46L13 49L11 48L13 41L11 40L12 38H9V33H8L9 31L5 30ZM21 28H23L22 29V34L23 35L20 34L21 33L20 32L21 30H18V29H21ZM181 28H182V30H181ZM186 28L191 29V30H188ZM54 29H55V31H54ZM172 29H174L175 31H172ZM184 29H186V30H184ZM185 31L188 32V33L185 34ZM222 32H223V34H222ZM255 32H258V36L255 35L254 37H252V34L253 33L255 34ZM4 33L5 34L8 33V35H5ZM33 33H34V35H36L35 32H33ZM130 33H127L126 32V34L125 33L124 34L126 35V37H128ZM182 33L185 34V37H186V35H189L191 37V38L189 36L186 37V38H188L187 39L188 41H185V42H186V45H188V46H186L184 44L185 42L182 41V39H181V38H184V36H183ZM193 33H195V35ZM230 33H231V35H229ZM83 34L84 35H87L88 37H80V36H84ZM117 34H118L117 36H119V39L117 38L118 41H119L123 37H121V33H117ZM72 35H73V38H70ZM6 36H7V38H5V39H7V40L9 39L12 42H10L9 40L8 41L4 40L5 42L3 44V38L6 37ZM230 36L231 37L233 36L234 39L231 38ZM58 37L61 38V39H59ZM139 37H140L139 35H136L135 36V39L138 40ZM224 37H226V38H224ZM86 38H88V39H86ZM27 39H30V38H27ZM35 39H32V40L30 39L29 40L30 43L36 42V41H34ZM57 39H59V40L57 41ZM191 39L193 41H191ZM203 39H205V38H202L201 40H203ZM89 40H91V41L89 42ZM137 40H136V42L139 41V40L138 41ZM51 41H53V42L51 43ZM71 41H68L65 44L66 45H68V44L70 45V44L73 43V41H72V43H71ZM85 41H87V42H85ZM179 41H181V42H179ZM7 42H9L10 44L9 43L7 44ZM56 42H58V44H56ZM80 42L82 44H80ZM201 42H203V43H201ZM15 44H13V45H15ZM33 44H35V43H33ZM61 44H62V42H61ZM65 44H63V45H65ZM73 44H75V43H73ZM198 44H200V45H198ZM224 44H225V42H224ZM6 45H8V46H6ZM32 46L34 47V45H32ZM175 46L178 47L177 50H176ZM8 47H10V48H8ZM15 47L18 49L17 50L18 53L16 52V50H14V49H16ZM55 47H56V49H55ZM222 47H224V48H222ZM42 48H44V50ZM57 48H58V50H57ZM77 48L76 49L74 48L75 51L73 49H71V53L73 55H76L77 54V53L74 54L75 52H78L77 51ZM59 49L61 51H59ZM10 50H13V51L10 52ZM43 51H45V52H43ZM56 51H57V53H56ZM58 51H59V53H58ZM7 52L13 53V55H14L13 57H15V55H17V57L15 58L16 61H14L12 58H10L11 56H9V54H7ZM34 52L35 53L36 52H39V53L37 55ZM115 53L116 52H113V54L107 53L108 54L107 57H109V58H107V60H112L113 62L114 61L116 62V63L114 62L115 63V64H113L114 66L118 63L117 61H119V60H113V59H111V57H112L111 55H114ZM245 53H246V56H245ZM66 54H69V53H66ZM10 55H12V54H10ZM49 56L51 58L50 59V62H49V59H48ZM116 56H117V54H116ZM210 56H212V57H210ZM3 57H4V60L3 61L6 63L5 65H4V62L1 60V59H3ZM114 58H116L115 55H114ZM117 58H119V56ZM181 58L183 59L182 61H181ZM11 59L13 60V62H11L12 61ZM18 59H20V60H18ZM100 59H102V58H100ZM35 60H37V61H35ZM99 60H98V65H95V64H93L91 66H87L86 65L87 69L85 67V69H84L85 71H83L86 74V75L84 74L85 76L83 75V77H87L90 82L94 83L92 85L93 87H95V83L97 82L96 79L98 77L99 78H102V77L104 78V76L107 75V72H109V74H110V71H111V70H106V68L109 65H106L107 66L106 68H102V66H101L103 64V61L106 62V59L105 60L102 59L100 61ZM211 60H213V61H211ZM246 60L249 61V63H251L252 65L247 66V64L244 62ZM51 61L53 62L52 64H51ZM101 61H102V63H100ZM186 62H188V64ZM263 62H261V63H263ZM183 63H185L187 65L184 64L183 66H181ZM58 65H61V66L59 67ZM113 65H111V66H113ZM261 65H262L261 68L263 69L264 63L261 64ZM111 66L109 68H111ZM179 66H181V67H179ZM57 67H59V68H57ZM104 67H105V65H104ZM67 68H65V70L69 72L70 69L68 70ZM96 68L97 69L98 68H102L100 70L98 69L100 73L98 72V70ZM247 69H251L252 72H253L254 69H256V71H258L257 73L260 72L261 74L259 73V75H258L257 73H255L254 76L251 77V81L252 82H249L248 83V82L245 81L246 80V77H247ZM65 70H62V72H65ZM185 70L188 71V72H186ZM259 70H261V69H259ZM36 71L40 72V74L42 73V75L39 76L38 72H36ZM57 71H59V70H57ZM53 72H55V74L52 75ZM62 72H59V74L62 73ZM68 72H66L65 75H67ZM88 72H89V74L92 73L91 76H90L92 79L89 78ZM165 73H167V72H165ZM165 73H163V75ZM35 74L38 75V76L37 77L34 76ZM50 75H52L53 77H51ZM55 75H56V77H55ZM62 75L63 74H61L60 76L63 77ZM166 75L168 76V73ZM166 75H164V76H166ZM256 75H258L259 78L256 77L257 78L256 81L254 79V82H253L252 79L255 78ZM32 76H34V78H32ZM43 76H44V78H43ZM167 76H166V78L168 79ZM186 76H185V78H183V77H181V78L186 79ZM54 77H55V79L56 78L58 79V81L60 82V84H59V82L57 80L52 79ZM95 77H97V78H95ZM208 77L210 79H208ZM2 78H4V79H2ZM29 78H30V80H29ZM40 78L42 79L43 82L40 81L41 80ZM67 78H69V77L67 76ZM80 78H82V77H80ZM224 78L230 80L229 83H230V85L233 88H234V86H236V84H238L237 87L234 88L235 90L232 89L233 91H231L232 95H234V96H232L231 93L229 92L230 91V90H228V87L229 86L227 87V89L223 88L224 82H222V81H223ZM1 80H3L4 83ZM52 80L55 81V82H53ZM80 80L79 79L77 80L78 81V83H77L78 85L81 82ZM44 81L45 82L51 81V82L45 83ZM74 81H76V79H74ZM5 82H8V84L11 82L9 84L11 86H10V88L8 87V90H7V87L4 86V85H7V83H5ZM56 82H58V83H56ZM43 83L45 85H47L48 89H47V87ZM77 84H75L74 86H76ZM68 85L71 86L72 84H68ZM12 86H16V89L17 88H20V89H18V90L13 89L14 87H12ZM36 89L38 90V92L40 91L39 94H37V93L34 94V91L35 92L37 91ZM202 89H205V90L202 91ZM30 90H34V91H30ZM63 91H65V90H63ZM27 92H28V94H27ZM29 92L30 93H33V96L34 97H32ZM44 92H46V93H44ZM22 93H23V91H22ZM40 94H41L42 97L40 96ZM44 94H46V95H44ZM59 94H61V93H59ZM197 94H201L200 96L199 95L198 96H199V98H201V97L202 98L201 99L197 98ZM37 96H39V98L41 97V99L36 100L37 99ZM1 97L3 98V100H2ZM96 97H98V95L97 96H94L93 98H91L92 99V102H94V100L96 99ZM228 97H230V99H231V104H227V103L224 104V106H225V108H224V107H222V104L219 103V101H220V99H223L224 102L227 99L230 100ZM154 98H156V99H154ZM232 99L234 100V104H233ZM52 100H54V96L52 98H49V100H46L45 103H48V104H51L52 102L54 103V101H52ZM97 100H95V101H97ZM39 102H41V103H39ZM53 103L51 105H53ZM195 103H193V104H195ZM238 103H240V104H238ZM41 104H42V106L40 107ZM208 105H209V107H208ZM232 105H234V106H232ZM229 106H232L231 108H233L232 109L233 111H231V113H229V116L223 117V120H220V121H219L218 118H215V120H214V117L215 116H212L213 114H212L211 111H213V110L214 111L215 110H218L219 111V110H221V108L222 109L223 108L224 109H227V107H229ZM43 107H47V109L43 111L44 114H42V108ZM52 108H54V106H52ZM151 108H152V110H151ZM206 108H209V110H211V109L212 110L211 111H208V114H207L206 113L207 112L206 111ZM261 108L259 110L264 111ZM14 109H16V108H14ZM43 109H45V108H43ZM1 111H3V110H1ZM22 111L23 110L21 109V113H22V116H24V120H27L25 118L26 117V114L24 115V113ZM66 111L68 112L69 110H66ZM202 111H204V112H202ZM245 111H247V112H245ZM19 112H20V110H19ZM225 112H226L225 110H222L221 112L219 111V114L221 113V116L226 115V114L228 115V111H227L226 114H224ZM18 113L16 115H19ZM49 113H50V115H49ZM63 113H61L62 118L64 117V115H65L64 118H68L66 116H70V117L72 116V114H70L71 111H70V113L69 112L68 113H64V114ZM200 113H202V114H200ZM203 113H206V115H203ZM251 113H257V114H251ZM259 113H262V115L259 114ZM0 114H1V112H0ZM16 115H13V116H16ZM53 115H55V116H53ZM200 115H202V116H200ZM253 115H255V117ZM260 115H261V117H260ZM5 116L6 115H4V117ZM13 116H11V115H10V117L8 115L6 116L7 117L6 120L8 121V123L5 120L6 117L4 118V120H5L4 123H6L4 126H6V127H4L5 130L3 129V131L6 132V133H4L2 131V128L0 129V141H2V142H0V154L2 155L4 151L5 152L8 151V148L7 147H8L9 139H12L16 143V145L19 146L20 145L19 144V141H23V139H19V138H22V134H23V138H24L25 135H27L28 142H26V138H24V140H25L26 143L23 144L21 142V144H22L21 146L24 145L23 147H25L26 144L27 145H30V146H28V148H30L31 151L29 150L30 151V153H29L28 148H26V147L25 148L27 149L28 153L26 152V154L25 153L22 154L21 152H24V150L23 151L20 150L21 152L18 151L19 152V157H24L23 162H24V167L26 168V170L24 169L25 170L24 171L22 169V171H21L20 174H17V172H16V173H13L11 175H7L8 172H6L5 170H8L7 168H9V167L6 166L7 167L6 168L5 167V163L12 165L14 163V161H13V163H11V161H10L11 160V157H9V156H7L8 157L7 159H5V155H9V154L4 153L5 155H3L1 157V158H4V160L3 159H0V160H2V163H1L2 165L0 164L2 166V168L0 170L1 171L0 172V179H3V183L5 185H6V182H8L7 181L8 178H10L11 181H12V178L16 180L17 177L20 178V176L22 175V173L25 175V176H23V175L22 176L24 178H26L24 180H26V181L28 180L27 182H34L38 178L37 175L40 176L39 173L41 171L38 168L39 167L42 168L44 165H46V164H48V162H50V161L45 162V161L49 160V158H50L49 156H47L48 153H46V157L45 158H42V159H45L44 162L46 164L45 163H42L41 161H38V160H40L39 158H41L43 156V153L48 152V151H45V149L42 151L41 150V147H39V145H41V144H39V145H37V144L38 143H42V144L46 143L47 144L48 141L50 142L51 139L46 138L47 141L44 140V142L43 141H40V139H42V138L36 140V136H35L34 133H32L31 131H30L31 134L28 133V130H27L28 128H25L24 127L25 124L24 125H20L21 122H23V121L20 120L18 122V119H21V118L18 117V119L17 118L13 119L12 118ZM45 116H48V117H45ZM51 116H52V118H49ZM252 117L255 118V119H252ZM40 118L42 120L43 119L44 120L42 121ZM249 118H251L252 120H249ZM256 118H259L257 121L262 120V122L260 123V121L259 122L255 121ZM11 119H13V120H11ZM14 120H16L17 122L14 121ZM64 120L66 121V119H64ZM61 121H59V122H61ZM14 122L16 124H14ZM81 122L82 121L79 120L78 124L81 123ZM251 122L257 123V126L255 125V123L253 124L254 125V128H253V125L252 124H251V126H249L250 125L249 123H251ZM258 123H260V124H258ZM65 124H66V122L63 124V127L65 126ZM79 125H84V123L83 124H79ZM203 125H205V127L206 126H208V127H206V129H204ZM68 127H70V126H68ZM246 127H249V128H246ZM250 127L252 129H250ZM6 128L9 129V131L6 130ZM21 128H23V129H21ZM24 128H25V130H24ZM155 128H157V129H155ZM10 129H15V130H10ZM71 129H72V127H71ZM18 130H20V132ZM76 130H74V131H76ZM51 131H53V132L51 133ZM70 131H72V132L69 133ZM126 131H128V129H126ZM129 131L128 132L131 133V128H130ZM21 132H24V133L26 132V133L24 134V133H21ZM42 132H44V133H42ZM18 133H21V134L18 135ZM64 133L66 135L65 136H62V135H64ZM68 133H69V135H68ZM194 133H196L197 135H195ZM6 135H8L7 138H6ZM153 135H154V138H153ZM207 135H208V138H210L209 140L207 138ZM18 136H19V138H18ZM66 136H69V138H66ZM137 136H138V138H137ZM196 136H197L198 141L195 140L196 139ZM14 139H16V140H14ZM17 139H19V140H17ZM80 139H82V138H80ZM55 140H57V139H55ZM55 140H53V141H55ZM157 140H158V142H156ZM210 140H211V142H210ZM38 141H40V142H38ZM192 141L199 142V148L197 150L200 151V154H202L203 157H202V155L197 154L199 151H197L192 146L193 144H190V143H193ZM216 141H220L221 143L220 142L219 143L218 142L215 143ZM208 143H210V145ZM79 144H82V146H85V144L80 143V141H79ZM54 145H55V143L53 144V142H52V144L50 145L51 147H49L48 149L52 151L53 149H50V148H52ZM207 145H209V147H211L212 150L210 148H208ZM211 145H215V147L214 146H211ZM216 146H220L219 149H218L219 151L216 150L217 149ZM45 147H48V146H45ZM72 147H73V145H72ZM79 147H80V145H79ZM190 147H192V148H190ZM21 148L22 147H19L18 150L21 149ZM80 148H81V149H79L80 151L83 150V151H81L83 153V155H82V153L80 154V152L76 151V152L79 153V154L77 153L79 158L76 157V155L74 154L76 152H74V151H73L74 153H71L72 151H70L69 152V155H71V154L73 155L74 154L73 157L75 156L74 157V158H76L75 160H77V159L79 160V161L77 160L79 162L77 164H83V165L84 164H91L90 162H88L89 160L87 161V158H86L89 153H86L87 155H85V153H84V152H86L85 151V147H84V149L82 147H80ZM189 148H190V150H189ZM213 148H216L215 151L213 150ZM26 149H25V151H26ZM193 149H194V152H196V153L192 152ZM212 151H214L215 153L212 152ZM18 152H16V153H18ZM53 153H54V150L50 154L52 155ZM20 154H22V155H20ZM194 154H197V155H194ZM212 154L215 155V158H217V155H220L219 156L220 159L217 160L218 159L217 158L216 160H214L215 158L212 157ZM54 155L57 156V154H54ZM198 155L200 156L199 158H198ZM17 156H18V154H17ZM17 156L15 155L14 157L15 158H19ZM88 156H90V154ZM164 156H165V158H164ZM193 156L197 157L198 159H200L202 157L201 159H203V160L201 162L198 161L195 164V162L197 160H195L194 159L195 157H193ZM82 157H85V158H82ZM95 157H97V155ZM20 159L22 161L23 158H20ZM36 159H37V162H35ZM69 159L70 158H68L67 160H69ZM88 159H90V157ZM75 160L74 161H70V162H77ZM82 160H84V161H82ZM204 160H205V162H204ZM3 161H7V162H4L3 163ZM29 161H31V162H29ZM85 161H86V163H84ZM183 161H184V163H183ZM23 162H22V164H23ZM33 162H35L36 165H39L38 163L40 162V164L42 165V167L40 165L35 167L34 166L35 163H33ZM65 162L66 161L63 162V165H64ZM70 162H68V163H70ZM199 162L201 164H199ZM216 162H220V164H218V165L224 166V170L223 169L219 170L220 171V174H221V179L219 180L220 182H218V183L217 182L216 183L213 182L212 183L211 181H214V179L217 178L216 175L214 174V169H213V168H215V167L218 166ZM60 163L62 164V162H60ZM68 163H65L66 166H67ZM92 163H94V162L92 161ZM11 165H8V166H11ZM190 165H192V166H190ZM197 165H201V170L206 175V182L205 183L203 182V184H206L205 186L202 185L201 181L199 182V179L198 178H196L198 176L194 177V179H195L194 180V179H192L193 175H191V173H189V171H186V170H195V169H191V167L194 166L195 168H197L198 167ZM261 165L263 166V168H262ZM258 166H260V167H258ZM69 167H70V165H69ZM74 167L80 168L81 166L80 165L79 166H75L74 165ZM247 168L248 169L251 168L250 169L251 171L250 170H245ZM2 169H5L3 171V173H2ZM10 169L11 170L12 169L15 170V168H13V167L12 168H9V170ZM137 169H139V167ZM15 171L12 170L9 173L15 172ZM36 171H37L38 174L35 173ZM32 175H34V176H32ZM189 175H191L192 177L189 176ZM209 176L211 178V181H210V178L207 179V177H209ZM246 176L249 177V175H246ZM23 177H22V179H23ZM28 177L33 178V179H30ZM85 177L87 178V176H84L82 178H85ZM5 178H7L6 182H4V179ZM138 178H140V176L139 177H136L135 180H137ZM90 179H91V177H89V176H88V178L86 180L82 179L81 180V185L82 186H80V184H78V182H76L78 185L76 183H75L76 185H74L75 186V189H76L75 191H77L75 193L77 195V196H75L77 199L75 198V200L77 202H79L78 200H80V202L77 203L78 207L76 205L74 207L75 209L73 208V209H71V211L70 210L69 211L67 210V209L70 208V206H65V204H67L68 202H66V200H64V197L70 198L71 196H70V193H68V189L65 187L66 189L64 188V191H66V193L64 195H62V196H59L60 198L58 197V201H60L59 203L62 202L61 203L62 205L60 204L59 205L60 207H58V209H54V210L50 211L51 213H53L51 217H50L51 213L45 212V211H40V214L41 213L43 214V212H44L45 215H47V216H45V215H42L41 214V217L40 218L41 219L43 217L44 218L42 220H40V221H42L43 223H45V226H49V225H46L47 223L49 224V223H53V222L57 221V222L53 223L55 225L57 224L56 226H53V227H56V229H58L59 231H61L63 229H66V228H69V227H70L69 229H73L72 227H74V225L69 226L68 224L69 223H72V222L74 224H76L74 221H77V219H78L77 216L79 217V214L78 213L84 212V213H82V215L85 214L84 215L85 217L84 216L83 217L86 220H84L83 218H81V220H84V222H86V225H85L84 222H82L81 224H84L87 227L90 226L91 229H89V231L92 230V229H94V230L96 229V230L95 231L92 230L90 232L89 231H83L82 233L84 235H86V234L87 235H91V234L97 235V234H100L98 232L99 231L102 232V230L105 227V225L103 224L104 222L103 223L101 222L103 220L100 219L101 220L100 221L98 219L99 218H102L104 216L100 212V213L97 214V216H100V217H96L95 218L93 215H91L92 213H90V211L92 212V210L94 209V206L92 205V200H94L93 197L94 198L95 197L97 198V193L96 192L98 191L99 186L97 187V185H94V182H93L94 180L93 179L90 180ZM19 180H21V179H19ZM21 181H23V180H21ZM83 181H85L84 183H86V184L83 185L82 184ZM224 181H226L227 185L229 186V190H227V189H225V188L222 187L221 182H224ZM9 182H10V180H9ZM88 182H90V183H88ZM147 182L149 184L152 182L151 183L152 189L150 191V188L148 186L147 188H149V189L148 190L146 189L147 190V192H146V191H144V189L146 188L145 187V185H146L145 183H147ZM208 182L209 183H212V184L209 185ZM195 184L196 185H199V186H196ZM85 185L86 186L89 185L91 187L89 188V186H88V187L85 188L84 187ZM77 186H79L81 188L84 187L83 188L84 190L83 189H80V190H83V191L86 190V192L83 193L82 191L78 190L79 188ZM132 186H135L137 189L139 188L138 186H136L134 184ZM156 186H157L158 189H156ZM191 186H194V187H191ZM200 186H203L204 189H203V187L201 188ZM135 187H133V188H135ZM210 187L211 188L214 187L213 190L210 189ZM193 188H195L196 191ZM8 189L3 188V191H5L8 196L9 195L11 196L12 193L10 194L9 193L10 190L7 191ZM192 189L195 192H192L193 191ZM235 190H237V191H235ZM92 191H94L95 193H94L93 196L90 195L91 197H89L88 196L89 195L88 192H92ZM148 191H150V193H148ZM138 192L135 193V194H138ZM153 193H155V197H154V194ZM214 193H215V195H214ZM135 194H133V195H135ZM80 195H82V196H80ZM84 195H86V196L84 197ZM157 195L160 198L159 197H156ZM8 196L5 197L6 198V200L4 199L5 201H8V199L11 198V197H8ZM27 196L28 195H26V197ZM138 196L139 197H135V198H133V197H130V198L129 197H126V199H127V201L129 203H140V202L142 203L143 202L142 205L143 206H147V201L150 200L151 198H148V195H146V196L145 195H142V196L141 195H138ZM211 196H214V197L211 198ZM22 197L24 198L25 196L23 195ZM165 197H168V198H165ZM27 199H28V197L25 198V199H23V200H26L25 201L26 204L22 203L21 202L22 200L19 201V199H18L19 202L17 200L13 201V202H16L17 203V204L12 203V205H14L15 211H17L15 206H18V207L19 206H21V207L26 206V207H24V209H26L27 208V203H28V200ZM82 199H84L86 201V202H84V204H83V200ZM145 199H147V200H145ZM97 200H100V199L98 198ZM156 201H158V200H156ZM81 202L84 205L83 206L84 209L82 208L83 211H81L82 209L79 206V205H81ZM149 202H152V200L149 201ZM166 202L167 203H170L171 206L173 205L172 208L173 209L175 208L176 210H172V208L170 210L169 207H171V206L166 207L168 205ZM230 203H229V207H231L233 205H234V207H236L235 204L232 205ZM240 203L241 202H238V204H240ZM157 204H155V205H157ZM225 204H226L227 207L225 206ZM85 205H86V208H85ZM157 207H159V206H157ZM76 208H79V209L77 210ZM87 208H89V209H87ZM128 208L126 207L125 208L126 210L120 209L119 211H117V212L121 213L120 216L122 215V217H121L122 220H123L124 217L127 218V215H125L127 213H125V212L127 211ZM86 209L89 212H87ZM129 209L130 210H128V211H130V213H132L133 210L131 208H129ZM259 209H258V211H259ZM169 210H170V212H169ZM178 210H181V211H179V213L181 214V216H180L181 218L180 217H179L180 219L178 218V221L180 220L179 222H175L176 220L174 221L173 219H171L172 217L170 216L171 215L170 213L171 212L178 213L177 212ZM261 210L263 211L264 208L263 209H260V211ZM123 211H125V212L123 213ZM65 212H67V214H69V215L68 216H67V214L65 215ZM263 212H260L261 214L259 212L258 213L261 216L260 222H262L261 224L264 226V216H263L264 213ZM23 213L24 214H28V212L25 211V210H24ZM179 213L177 215H179ZM48 214H50L49 217H48ZM54 215L55 216L58 215V216L55 218ZM65 216H67L65 218V220L69 219L68 223L67 222H62L60 220V219H63ZM75 216H76V218H72V217H75ZM220 216H224V217H220ZM231 216H233V217H231ZM22 217H23V215L21 213V217L19 218L20 223H22V222H24L26 220L25 219L24 221H21L20 219ZM13 218H14L13 215H11V220L12 221L14 220ZM50 218H52V219H50ZM46 219L47 220H53V222H51V221L46 222ZM73 219H74V221H73ZM96 219L99 221V224H101L104 227H102L99 224L97 225L98 221ZM102 219H104V218H102ZM11 220L10 219L9 220H7V219H0V233H2V237L4 238V240H3V243L4 244L1 247L2 249L0 248V264H35L36 262H35V260L33 261L34 258H32V255L33 254L32 255L29 254L32 251L30 249V247H26L27 249H30V251H27V249L25 251V250H23V249H25V246L24 247L22 246L23 248L20 247V246L17 247L16 245H13L11 243V241H9L11 238L9 236H7L8 235L7 233L9 231L8 226H12V227L18 226V224H16L17 222L15 223V222H12ZM87 220L88 221H91V222H87ZM124 220H126V219H124ZM223 220L225 221V223L222 222ZM42 222H40V223H42ZM122 222H120L118 225H119L120 228H123V233L125 234L124 235V237L126 239L125 240V243H124L125 244V248L127 249L128 258L131 257V259H128L130 261L129 264H144L141 261H143V259H145V256H146L145 253L147 251V247L145 248V245H146V243H144L145 241L144 240H142V242L141 241H137V240L136 241L135 240L132 241L131 235L134 232L137 233L138 232V231H136L137 229L135 227L123 226V225L126 224L127 221L126 222L124 221V223L121 224ZM25 223H27V221H25ZM36 223H38V222L36 221ZM40 223H38V226L39 227H36L35 233L33 232L34 234H36V232L38 233V231L41 232L42 230H43L42 232H44L45 229H47L46 227H45V229L42 228L40 226L41 225ZM144 223H145V221H144ZM13 224H15V225H13ZM87 224H89V225H87ZM172 224H170V225H172ZM239 224H241V223H239ZM67 225L69 227H67ZM262 225H260V229H259L261 231L258 232L261 237H256V238H260V240H262V241H260L259 239H255V240H257V243L259 242L258 245L256 243V245L258 246L256 248H261V247L263 248V246H264V227ZM50 226H52V225H50ZM60 226H62L61 227L62 229L60 228ZM63 226H66V227L64 228ZM99 227L102 228V229L99 230ZM145 227L147 228L146 225H145ZM150 227H152V226L150 225ZM150 227H148V228H150ZM236 227L237 228L239 227L240 228L239 229L240 231L237 230ZM41 228H42V230H41ZM37 229H39V230H37ZM48 229H50V228H48ZM85 230H88V228L87 229L85 228ZM132 231H134V232H132ZM19 232H21V231H19ZM152 232H153V230H152ZM157 234L158 233L154 231V234H152V235H154L156 239H160V236L157 235ZM167 234H170V235H168V237H167ZM158 236H159V238H158ZM42 238L45 239V237H42ZM130 238H131V240H129ZM28 241L29 240L26 239V241L24 240L23 241L24 243L22 242V244L23 245L24 244H27L26 242H28ZM159 243H160V241H159ZM190 243H192L191 240H190ZM230 243L231 244L233 243L232 246H231ZM138 244H139V246H137ZM202 245H205V247L208 246L206 251H208V249L210 250L208 252L205 251V254H207L206 256H209L207 258H206V256L205 257L202 256L201 255V252L199 250L201 247L203 248ZM137 247H139V248H137ZM20 248H22L23 251ZM232 248H234V249H232ZM262 248L259 250L260 251L259 253H258V250L256 249V252L257 253H255V254L256 255L259 254L258 255L259 258L256 256L257 258H255V259H257V261H255V264L256 263L257 264H264V260H263L264 259V254H263L264 253V249H262ZM150 250L154 251L153 249H150ZM135 251H137V254H139V255H137ZM157 251H158V249H157ZM261 251H262V253H261ZM79 252H80V246L78 244H75V246H71V253H72V255L74 254V257L71 256V255H69V254H66L65 257L63 256L64 258L63 257H62V259L60 258L61 259V260H59V261H61L60 263H62V264H68V262L70 261L71 263L70 262L69 263L70 264H73L74 262H72V261L75 260L74 258H80L81 255H80ZM107 252H109V251H107ZM149 252H151V251H149ZM151 253H154V252H151ZM210 253H211V255H210ZM30 255H31V257H30ZM142 255H144V256H142ZM159 255H161L160 258L163 259V260H161L160 258H159L160 259L159 260L157 258V256H159ZM68 256H70V257H68ZM138 256L142 257L143 259L142 258H139ZM231 256H233V255H231ZM101 257H100V260H98L99 262L91 261V263L92 264H100L102 262V263L106 264L105 261H102L103 258H101ZM70 259H72V260H70ZM98 259H99V257H98ZM140 259H142V260H140ZM88 262H90V261H88ZM119 262H116V264H118ZM163 262H165V263H163ZM119 264H121V262Z\"/></svg>","mask_w":264,"mask_h":264}]
</instances>
